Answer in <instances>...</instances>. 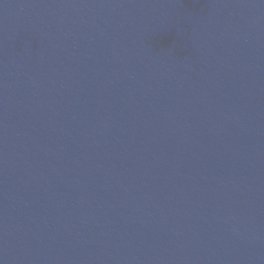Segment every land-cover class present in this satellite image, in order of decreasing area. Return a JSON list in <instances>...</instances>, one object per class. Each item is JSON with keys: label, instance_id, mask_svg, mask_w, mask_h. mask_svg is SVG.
I'll return each mask as SVG.
<instances>
[{"label": "water", "instance_id": "95a60500", "mask_svg": "<svg viewBox=\"0 0 264 264\" xmlns=\"http://www.w3.org/2000/svg\"><path fill=\"white\" fill-rule=\"evenodd\" d=\"M0 264H264V0H0Z\"/></svg>", "mask_w": 264, "mask_h": 264}]
</instances>
